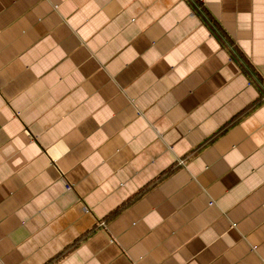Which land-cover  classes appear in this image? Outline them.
Returning a JSON list of instances; mask_svg holds the SVG:
<instances>
[{"label": "crops", "instance_id": "obj_1", "mask_svg": "<svg viewBox=\"0 0 264 264\" xmlns=\"http://www.w3.org/2000/svg\"><path fill=\"white\" fill-rule=\"evenodd\" d=\"M0 264H264V0H0Z\"/></svg>", "mask_w": 264, "mask_h": 264}, {"label": "built area", "instance_id": "obj_2", "mask_svg": "<svg viewBox=\"0 0 264 264\" xmlns=\"http://www.w3.org/2000/svg\"><path fill=\"white\" fill-rule=\"evenodd\" d=\"M200 2H205V0H200ZM103 224H104V222H103Z\"/></svg>", "mask_w": 264, "mask_h": 264}, {"label": "trees", "instance_id": "obj_3", "mask_svg": "<svg viewBox=\"0 0 264 264\" xmlns=\"http://www.w3.org/2000/svg\"><path fill=\"white\" fill-rule=\"evenodd\" d=\"M247 69H250L249 66H247Z\"/></svg>", "mask_w": 264, "mask_h": 264}]
</instances>
